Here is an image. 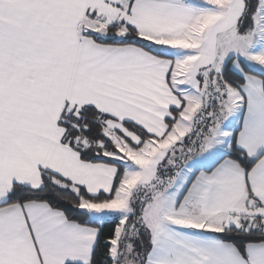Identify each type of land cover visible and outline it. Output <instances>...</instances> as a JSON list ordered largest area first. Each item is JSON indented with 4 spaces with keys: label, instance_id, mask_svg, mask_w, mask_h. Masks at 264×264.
Wrapping results in <instances>:
<instances>
[{
    "label": "snow or ice",
    "instance_id": "obj_1",
    "mask_svg": "<svg viewBox=\"0 0 264 264\" xmlns=\"http://www.w3.org/2000/svg\"><path fill=\"white\" fill-rule=\"evenodd\" d=\"M0 264H264V0H0Z\"/></svg>",
    "mask_w": 264,
    "mask_h": 264
}]
</instances>
